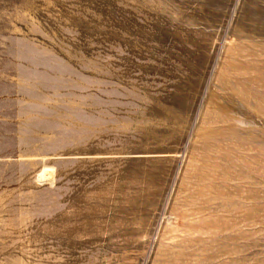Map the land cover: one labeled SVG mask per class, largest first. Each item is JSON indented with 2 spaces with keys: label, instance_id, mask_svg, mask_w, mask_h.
Listing matches in <instances>:
<instances>
[{
  "label": "rangeland",
  "instance_id": "1",
  "mask_svg": "<svg viewBox=\"0 0 264 264\" xmlns=\"http://www.w3.org/2000/svg\"><path fill=\"white\" fill-rule=\"evenodd\" d=\"M0 264H264V0H0Z\"/></svg>",
  "mask_w": 264,
  "mask_h": 264
},
{
  "label": "bare ground",
  "instance_id": "2",
  "mask_svg": "<svg viewBox=\"0 0 264 264\" xmlns=\"http://www.w3.org/2000/svg\"><path fill=\"white\" fill-rule=\"evenodd\" d=\"M46 174V173H45ZM44 176H46V175H44ZM43 177V176H42Z\"/></svg>",
  "mask_w": 264,
  "mask_h": 264
}]
</instances>
